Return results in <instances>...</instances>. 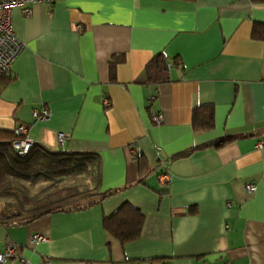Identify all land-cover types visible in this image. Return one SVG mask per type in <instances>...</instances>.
I'll return each mask as SVG.
<instances>
[{
    "label": "crops",
    "instance_id": "obj_1",
    "mask_svg": "<svg viewBox=\"0 0 264 264\" xmlns=\"http://www.w3.org/2000/svg\"><path fill=\"white\" fill-rule=\"evenodd\" d=\"M11 20L23 49L0 89V132L21 124L49 151L97 154V192L114 193L0 224V253L16 249L0 264H264V36L254 35L264 2L58 0ZM159 54L167 80L150 83L145 68ZM42 107L50 116L33 120ZM200 107L212 108L209 131L192 127ZM136 156L150 170L142 183ZM125 203L143 223L120 245L103 220Z\"/></svg>",
    "mask_w": 264,
    "mask_h": 264
},
{
    "label": "trees",
    "instance_id": "obj_2",
    "mask_svg": "<svg viewBox=\"0 0 264 264\" xmlns=\"http://www.w3.org/2000/svg\"><path fill=\"white\" fill-rule=\"evenodd\" d=\"M256 27L254 35L261 39L264 27L261 24H256ZM168 66L163 55L155 56L145 68L148 82L166 81ZM12 81L9 74L1 76L0 89ZM192 127L197 132L211 130L214 127L212 108L195 109L192 113ZM15 138L13 131L0 132V224L24 225L51 213L84 210L114 193L97 192L101 176L97 154L52 152L32 144L24 156H19L12 147ZM225 143L227 141L224 139L212 145L220 147ZM136 159L139 165L138 183H142L150 170L142 157L136 156ZM142 223V214L125 203L104 218L103 227L120 245H125L137 240Z\"/></svg>",
    "mask_w": 264,
    "mask_h": 264
},
{
    "label": "built area",
    "instance_id": "obj_3",
    "mask_svg": "<svg viewBox=\"0 0 264 264\" xmlns=\"http://www.w3.org/2000/svg\"><path fill=\"white\" fill-rule=\"evenodd\" d=\"M56 1L58 0H0V77L6 76L10 73L13 62L23 49V44L17 39L12 28V11L14 9H20L25 16H29L31 14L32 5H50ZM76 30L81 31V26H76ZM31 116L35 121H43L50 116V111L45 107L33 109ZM152 121L156 124H160L162 121L161 116H153ZM13 133L16 138L12 141V147L16 151L17 155L24 156L32 146V142L30 140L23 138L26 133V126L21 124L17 125ZM66 138H68L67 134H58V141L60 144L63 143ZM256 147L258 149L264 148V142L259 141ZM161 165L164 166V170L160 172L156 180L160 186L164 187L168 185L170 175L168 174V171H166L164 161L161 162ZM245 188L248 192H253L255 190V186L253 184H248ZM32 241L44 242L46 241V238L35 234L32 237ZM15 256V246L13 244H6L4 252L0 253V262Z\"/></svg>",
    "mask_w": 264,
    "mask_h": 264
}]
</instances>
